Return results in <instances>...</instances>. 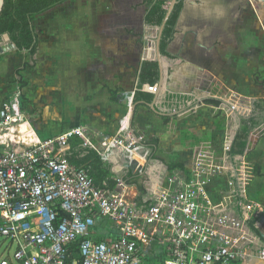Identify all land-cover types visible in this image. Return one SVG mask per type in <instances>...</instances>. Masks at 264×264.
Returning <instances> with one entry per match:
<instances>
[{"label": "crops", "instance_id": "obj_1", "mask_svg": "<svg viewBox=\"0 0 264 264\" xmlns=\"http://www.w3.org/2000/svg\"><path fill=\"white\" fill-rule=\"evenodd\" d=\"M69 1L55 8H67ZM148 2L84 0L81 5L84 15L76 21L80 33L68 39L69 44L77 41L79 44H74L78 47L59 45L50 69L38 66L36 74L28 70L33 79L19 77L26 83L21 82L17 91L30 86L34 90L31 103L22 95L26 114L37 106L40 112L34 129L30 123L16 128L23 138L22 145H29L26 143L35 138L42 140L79 129L81 136L73 138L78 137L95 150L110 165L113 177L120 178L130 163L134 171L142 170L150 180L147 200L158 186H164L167 176H189L194 169L195 153L207 147L213 154L212 164L221 167L212 177L208 194L211 201L218 203L231 196L228 210L237 214L236 202L241 199L234 192L243 174L248 178L246 198L261 204L264 201V113L262 125L249 135L244 155L231 157L228 153L240 118L252 112V102L259 101L264 106V1L183 0L173 36L166 47V52L178 62L169 65L162 58L163 83L153 108L149 106L152 102L135 108L133 95L137 90L139 66L154 56L153 43L148 40L152 33L144 25ZM138 9L142 10L138 22L122 18L126 14L123 10L137 15ZM78 34L79 39L84 38L83 42H79ZM25 68L34 69V66L21 70ZM217 83L224 89L222 97L188 95L206 86L212 89ZM110 91L117 92L118 102L110 100ZM210 98L221 104L218 107L200 104L187 110L194 102ZM167 112L176 113V117L164 123L161 116ZM35 129L43 135L48 132V136L40 138ZM127 137L134 138L137 145L131 151H122L115 141L124 142ZM144 141H155L156 146L140 144ZM151 148L157 161L150 163L147 157ZM126 159H129L128 168ZM128 191L136 199L135 189L128 187ZM256 218H260L255 224L259 230L264 225V213ZM248 223L247 245L253 254L264 247V242L255 236ZM240 264L263 263L249 257Z\"/></svg>", "mask_w": 264, "mask_h": 264}, {"label": "built area", "instance_id": "obj_2", "mask_svg": "<svg viewBox=\"0 0 264 264\" xmlns=\"http://www.w3.org/2000/svg\"><path fill=\"white\" fill-rule=\"evenodd\" d=\"M24 124L16 92L0 103V264H229L249 257L264 264V247L250 254L246 232L264 207L246 198L243 174L237 214L228 210L231 196L211 201L221 167L208 149L195 153L189 176H167L139 205L120 180L112 192L98 189L67 161L79 129L24 146L12 139ZM121 142L122 151L137 145L130 137Z\"/></svg>", "mask_w": 264, "mask_h": 264}, {"label": "trees", "instance_id": "obj_3", "mask_svg": "<svg viewBox=\"0 0 264 264\" xmlns=\"http://www.w3.org/2000/svg\"><path fill=\"white\" fill-rule=\"evenodd\" d=\"M66 1L68 0H4L0 12V44L2 43V36L7 35L17 53L27 52L33 57L37 51V37L32 22L36 16L41 15ZM169 2L170 0H149L147 3L148 10L144 17V25L146 29L152 33V36L150 39L148 38V40L153 43L154 56L151 59L142 61L139 66L137 74V90L133 95V104L135 105V108L138 105H148L153 101L154 95L150 92L143 91L142 88L144 86L154 87L159 81V68L156 60V45L154 40L166 14V7ZM182 5L183 0H177L168 16L160 38L159 51L162 58L166 60L169 65H174L178 62L175 57L170 56L166 52V47L173 36L176 21ZM20 81L22 82V85L23 83H26V81L22 79H20ZM116 93V91H110V100L114 103L118 102ZM200 104L218 107L221 102L212 98L205 99L201 103L194 102L187 110ZM252 106L254 107L252 112L248 116L240 118L239 127L233 137L228 153L231 157L244 155L250 133L263 123L264 106L260 105L259 101L253 102ZM174 114L175 115H171L170 112H167L161 116V119L164 123H168L176 117V113ZM140 144H144L148 147L156 146L155 141H144ZM69 146V151L66 154L67 161L75 167L83 168L96 188L111 192L117 186V179H119L125 186L135 189L137 192V197L135 199L137 204L146 205L149 203L147 196L150 190V180L142 173V170L134 171L135 167L134 165H131L120 178H116L111 174L110 165L107 162L102 161L99 154L85 145L81 139L78 137H72L69 140ZM153 152L154 148H151V153L147 157L150 163L157 161ZM157 164L160 165V163ZM162 167L163 165L161 164V168ZM259 219L260 218H256L249 221L248 226L255 236L264 242V237H262L260 231L255 227V224ZM229 264L240 263L232 262Z\"/></svg>", "mask_w": 264, "mask_h": 264}, {"label": "rangeland", "instance_id": "obj_4", "mask_svg": "<svg viewBox=\"0 0 264 264\" xmlns=\"http://www.w3.org/2000/svg\"><path fill=\"white\" fill-rule=\"evenodd\" d=\"M134 1L136 2L138 0H134ZM81 5H84V0H71L69 1V4H67L68 6L67 8L62 6L63 9L62 7H59L57 9L56 8L51 9L35 18V20L32 23L34 27V32L37 37V54L35 55V57H30L26 52H21V54H17V52L14 49H9L8 41L6 40L3 41L4 43L0 45V47H2V51L0 52V102H2L4 99H7V97H10L13 93L19 92L21 93V96L23 95L24 99L26 98L27 102L29 101V103H31L32 92L34 90L32 86H30V87H25L20 91H17V87L21 83L19 77L22 76L27 79H33L31 76H29L31 74H28V70H33L31 72L36 74V70L38 66H40L41 68L45 67L47 70L50 69L51 66L49 64L53 63L52 62L54 61L53 57L55 54H57L56 52L59 45H62L63 48H67V47L72 48L74 46L78 47V45L74 44V43H78L77 41H75L73 44H69L70 41H68V39H70L71 36L76 35L77 32L80 33V31L77 28L79 23L76 21H80L81 15H84V11L82 8L83 6ZM137 5L142 6V4H137ZM123 11H125L126 14H123L122 18L129 19V21L131 22L133 21L138 22L139 21L138 16L142 15L141 9H138L135 12L137 13V15L133 14L132 12H129V10H123ZM63 16L65 17V19L59 20L60 18H64ZM67 19H70L69 20L70 22L68 21L69 23L65 22ZM59 21H62V23ZM73 22L75 23L73 24ZM78 40L79 42H83L84 38L79 39V34H78ZM164 61H162L163 64ZM30 66H34V69L25 68L24 71L21 70L24 67H30ZM183 83H190V82L185 81ZM242 88L244 90H248L251 92V90L247 89L246 86H243ZM203 89L204 90H202L201 88L197 89L200 91H194L193 93L189 92L188 95L194 94L197 97H199L201 94L203 95V97H211V95H215L216 97L219 98L220 96L222 97L223 95L222 93H224L223 91L224 89L223 88L221 89L218 83L212 89H209L207 86ZM225 92L227 93L228 91ZM38 108L39 107L37 106L32 111V113L26 114V119L28 123H30L33 129H34L33 125L39 121V117H40V112ZM232 108L234 107L232 106ZM242 108L244 107L242 106ZM253 109L254 107L252 106V110ZM35 133L40 138L48 136L47 134L48 132L45 133V135H43L44 133L41 131L38 132L37 129H35ZM250 178L251 177L249 176V180H251ZM252 202L256 203V201L254 200ZM261 204H264V201H261ZM262 207L264 206L262 205ZM259 230L261 231V233L264 234V225L262 227H259Z\"/></svg>", "mask_w": 264, "mask_h": 264}, {"label": "water", "instance_id": "obj_5", "mask_svg": "<svg viewBox=\"0 0 264 264\" xmlns=\"http://www.w3.org/2000/svg\"><path fill=\"white\" fill-rule=\"evenodd\" d=\"M261 1H264V0H261ZM177 0H170V2L168 3L167 7H166V14L162 20V23L158 29V33H157V37H156V40H155V45H156V60L158 62V68H159V81L157 83L156 86H154L153 88H149L147 86L143 87V90L144 91H149L151 92L153 95H154V98H153V101L152 103L149 105L151 108H153V105L156 101V98L161 90V87H162V83H163V62H162V56L160 54V51H159V43H160V38H161V35H162V30L166 24V21L168 19V16L169 14L171 13L174 5L176 4ZM3 3H4V0H0V12H1V9H2V6H3ZM4 40L8 41V46H9V49H14V45L10 42L9 40V37L7 35H3L2 36ZM2 51V47H0V52ZM126 167L128 168L129 165V159H126ZM262 220L264 221V218H262Z\"/></svg>", "mask_w": 264, "mask_h": 264}, {"label": "bare ground", "instance_id": "obj_6", "mask_svg": "<svg viewBox=\"0 0 264 264\" xmlns=\"http://www.w3.org/2000/svg\"><path fill=\"white\" fill-rule=\"evenodd\" d=\"M21 137V133H18V135H16V137H13V141L16 142V141H21L23 144V138H20ZM35 140V139H34ZM30 142L26 143V144H29Z\"/></svg>", "mask_w": 264, "mask_h": 264}, {"label": "flooded vegetation", "instance_id": "obj_7", "mask_svg": "<svg viewBox=\"0 0 264 264\" xmlns=\"http://www.w3.org/2000/svg\"><path fill=\"white\" fill-rule=\"evenodd\" d=\"M2 40H3V37H2Z\"/></svg>", "mask_w": 264, "mask_h": 264}]
</instances>
